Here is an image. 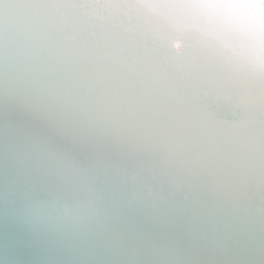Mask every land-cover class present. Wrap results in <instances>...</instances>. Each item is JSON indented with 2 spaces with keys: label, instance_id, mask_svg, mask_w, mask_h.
<instances>
[{
  "label": "bare ground",
  "instance_id": "obj_1",
  "mask_svg": "<svg viewBox=\"0 0 264 264\" xmlns=\"http://www.w3.org/2000/svg\"><path fill=\"white\" fill-rule=\"evenodd\" d=\"M0 264H264V0H0Z\"/></svg>",
  "mask_w": 264,
  "mask_h": 264
}]
</instances>
